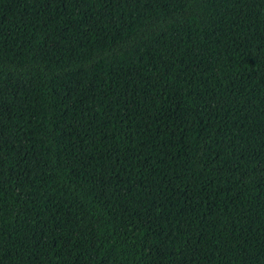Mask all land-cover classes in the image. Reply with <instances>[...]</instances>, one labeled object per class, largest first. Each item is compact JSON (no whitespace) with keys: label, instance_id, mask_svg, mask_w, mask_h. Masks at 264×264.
I'll use <instances>...</instances> for the list:
<instances>
[{"label":"trees","instance_id":"trees-1","mask_svg":"<svg viewBox=\"0 0 264 264\" xmlns=\"http://www.w3.org/2000/svg\"><path fill=\"white\" fill-rule=\"evenodd\" d=\"M0 264H264V0H0Z\"/></svg>","mask_w":264,"mask_h":264}]
</instances>
